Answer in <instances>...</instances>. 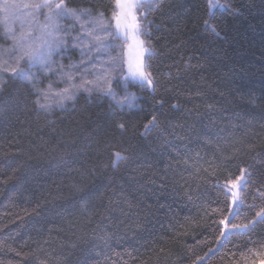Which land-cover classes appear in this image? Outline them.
Segmentation results:
<instances>
[{
	"label": "trees",
	"instance_id": "obj_1",
	"mask_svg": "<svg viewBox=\"0 0 264 264\" xmlns=\"http://www.w3.org/2000/svg\"><path fill=\"white\" fill-rule=\"evenodd\" d=\"M220 2L144 6L152 85L128 81L131 105L97 91L48 104L50 75L0 66V264L264 263V0ZM242 172L228 225L248 227L223 236Z\"/></svg>",
	"mask_w": 264,
	"mask_h": 264
},
{
	"label": "rangeland",
	"instance_id": "obj_2",
	"mask_svg": "<svg viewBox=\"0 0 264 264\" xmlns=\"http://www.w3.org/2000/svg\"><path fill=\"white\" fill-rule=\"evenodd\" d=\"M209 1L210 4L216 3L222 5L220 0ZM40 2L41 0H0V24H2L6 38L9 42L5 49H10L13 46L11 36L6 34V29L8 28L12 29L17 37L29 30H31L33 36L40 35V26L48 22L46 17L49 14V9L47 8L37 10L31 7V5ZM6 4L12 5L13 7H8L6 9ZM216 8L217 7L211 8V11H214ZM116 11L117 10L115 8L114 12ZM143 12L144 7L137 8L134 12V15L136 16V23L139 24L138 31L122 28L120 30L122 33L127 32L126 38L123 34L120 35L119 38H115L111 35L107 37L105 43L108 44L109 47L106 52H99L95 50L92 39L88 37L87 33L80 28V24L75 19L56 16V23L59 24L60 29L55 33V35L57 37H64L66 39V46L53 53L51 61L47 67L39 63L29 64L25 60L20 62L19 68L28 72L33 79H40V73L50 75L51 78L47 82L48 84L46 89H44L48 93L49 100L46 101L44 97L41 96L43 101L48 104L65 103L71 100L80 91L105 92L102 89L107 88V82H110V86L114 90L115 97L118 99L129 96L130 98L122 103L131 105L135 99V94L127 89V83L130 80L135 82L139 81L133 79L129 75V69L131 68L135 71V69L140 66L142 70L147 73L145 69V62L146 55L149 52H144L143 49L150 48L144 39L145 29L142 21ZM52 14L55 16V11H53ZM90 15L92 17L99 18V15H93L91 13ZM103 19L108 30L114 32L116 30V21L113 19V14L108 18L103 16ZM81 20H88V16H82ZM124 23L131 24L132 20L129 18L125 21L122 18L121 24L123 25ZM87 28L91 31L93 26L89 24L87 25ZM94 35L104 36L105 34L103 32L96 31L94 32ZM75 37H79V39H74ZM141 41L143 42L142 44ZM88 48H92L93 50L89 52L87 50ZM2 50L3 48L0 46V51ZM16 55L17 53L12 51L8 54L0 56V66L4 64V61H7L5 67L16 68L17 64L14 59ZM105 73V79H101L102 75ZM69 76L72 77L71 80L68 79ZM117 80L121 81L120 83L122 89L123 91L125 90L122 94L121 92H117L116 85H114V83L118 82ZM85 81H90L91 83L85 84ZM49 84L52 85L51 89L48 88ZM143 84L147 85L146 83ZM81 85H84V87H81ZM151 85L147 86L151 87ZM64 88H69V94L72 98L58 102L59 97L55 96L54 93L59 92ZM85 88H91V91H86ZM240 177L241 175L238 178ZM238 178L232 180L238 181L235 188L231 183L232 181L226 184L231 195V205L229 216L223 222V236L233 229L232 226L228 225V221L241 206V191L247 179V174L243 173V179L238 180ZM234 194L236 195V203H233Z\"/></svg>",
	"mask_w": 264,
	"mask_h": 264
},
{
	"label": "snow or ice",
	"instance_id": "obj_3",
	"mask_svg": "<svg viewBox=\"0 0 264 264\" xmlns=\"http://www.w3.org/2000/svg\"><path fill=\"white\" fill-rule=\"evenodd\" d=\"M149 4V0H115L114 7L116 8V12L113 13V19L116 21L115 25V31H109L108 28L105 26L104 19H103V13L99 14V18L92 17L87 9H72L67 7L64 0H41L40 3H36L31 5V7L39 10L41 8H47L49 9V14L46 17L47 23L40 26V35L39 36H33L31 30L22 33L19 37L16 36L14 31L10 28L6 29V34L11 36V39L13 40V46L10 49H4L0 51V56L8 54L12 51H15L17 55L14 57L15 62L17 64L16 68H8L3 67V71H11L12 73L23 76L26 79H31V75H29L28 72H26L24 69L19 68V64L21 61H27L29 64H36L39 63L45 67L50 63L51 56L54 52H56L58 49L66 46V39L64 37H57L55 35L56 32L59 31L60 26L56 23V16H62L66 18H73L75 19L79 24L80 28L87 33V36L90 37L93 41V44L95 46V50L99 52H106L107 48L109 47L108 44L105 43L108 36H114L115 38H119L120 35H124L125 38L127 37V32H121L120 30L123 29H131L133 31H138L139 24L136 23V16L134 15L135 9L137 8H143L145 5ZM13 7L12 5H5V8ZM220 7L223 8L225 5H219L216 3L210 4V8ZM53 11H55V16H53ZM82 16H88V20L82 21ZM122 18L126 21L127 19H131L132 23H124L121 24ZM207 23V22H206ZM92 25L93 28L91 31L88 30L87 25ZM209 27H212L209 25ZM99 31L103 32L105 35H94V32ZM74 39H79V37H75ZM143 42L141 41V44ZM89 52H91L93 49L88 48ZM144 52H149L150 49H143ZM111 59V58H110ZM4 64L7 63V61L3 62ZM83 63V61H82ZM129 75L133 78L138 80L141 83H146L147 85L152 84V80L149 78V75L145 73L140 66H138L135 71H133L131 68L129 69ZM106 73L102 75L101 79H105ZM69 80L72 79L71 76L68 77ZM107 82V81H106ZM90 81H85V84H90ZM108 83V87L102 89L105 91L108 95L113 96L114 99H116L117 103H122L125 100H128L130 97L125 96L122 98H116L114 90L110 86V82ZM81 87H84V85H81ZM49 89L52 88V85L49 84ZM86 91H91V88H85ZM37 91L40 92V94L44 97V99L47 101L49 100L48 93L43 89H37ZM70 90L69 88H64L60 90L59 92L54 93L55 96L59 97L58 102H62L65 99H71L72 96L69 94ZM38 103H39V97H38ZM41 107H47V104H40ZM121 127H123L121 125ZM117 158H122L119 153H116ZM243 179V172L241 174V177L238 178ZM233 187L235 188L237 186L238 181H232L231 182ZM233 203H236V195H233ZM242 203V202H241ZM256 216L262 220H264V209L261 210V212L256 213ZM254 223V222H253ZM241 227V228H247L248 225H233V228ZM211 251V250H210Z\"/></svg>",
	"mask_w": 264,
	"mask_h": 264
}]
</instances>
